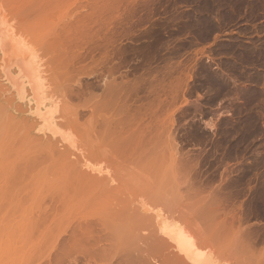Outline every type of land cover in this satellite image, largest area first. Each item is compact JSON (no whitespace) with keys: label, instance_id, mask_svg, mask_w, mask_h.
Instances as JSON below:
<instances>
[{"label":"rangeland","instance_id":"374dc122","mask_svg":"<svg viewBox=\"0 0 264 264\" xmlns=\"http://www.w3.org/2000/svg\"><path fill=\"white\" fill-rule=\"evenodd\" d=\"M164 154L183 211L264 264V0H0V264H69L85 171Z\"/></svg>","mask_w":264,"mask_h":264},{"label":"bare ground","instance_id":"6f19581e","mask_svg":"<svg viewBox=\"0 0 264 264\" xmlns=\"http://www.w3.org/2000/svg\"><path fill=\"white\" fill-rule=\"evenodd\" d=\"M165 153L167 156L168 152ZM166 156L164 154L162 160ZM167 159L174 158L170 155ZM167 159L164 161L161 157L156 159L158 162L156 161L157 164L152 168L157 167V170L165 162L160 168L162 170L157 171L160 172L159 174L152 169L154 176H158L157 180L156 177L151 181L149 177L144 182L139 180L143 183L137 181V178L135 182L120 183L115 174L113 175L109 170L103 171L106 168L100 169L101 171L93 172L90 169L85 171L92 179L85 188L87 190L90 186L91 190L87 191L90 193L88 197L79 198L84 203L78 202L69 213V264H244L246 258L251 259L247 261L250 262L248 264H255V258H262V256L257 257L260 252L253 255L254 249L251 251L252 248H249V250L247 245L245 247L242 244L249 250L245 253V249L242 250L243 246L241 248L237 245L238 248L233 241L230 243L235 245L234 247L228 244L229 241L226 243L230 238V229H223V235H220L222 232L207 233L209 229L202 228L204 223L199 224L201 213L207 211L199 213L198 220L195 218L198 222L195 221L194 216L189 217L187 215L189 213H185L188 209L183 211L185 208L180 207L181 202L178 203V193L181 192V183L185 181L174 179L176 175L174 176V170L170 168L172 165L165 167V164L169 163ZM159 160L162 162L160 166ZM83 195H87L86 191ZM204 213L203 215L207 216L208 213L206 215ZM209 213L215 215L214 210ZM215 217L211 218L214 226ZM209 220L210 216L208 221L206 220L210 224L212 220ZM213 225L211 223V226ZM217 229L220 230L219 227ZM224 232L229 234V238L223 241L222 236L224 238L226 235ZM242 234L243 232L240 236ZM233 238L237 241L232 236ZM237 238L239 240V237ZM245 243L249 242L245 241ZM244 254L247 256H243ZM255 261L258 263V260Z\"/></svg>","mask_w":264,"mask_h":264}]
</instances>
